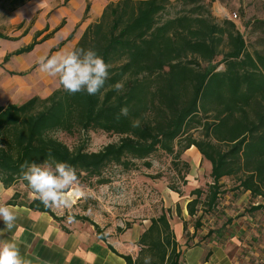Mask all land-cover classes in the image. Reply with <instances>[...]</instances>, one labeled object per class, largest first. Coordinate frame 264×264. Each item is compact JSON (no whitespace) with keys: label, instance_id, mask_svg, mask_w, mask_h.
Returning a JSON list of instances; mask_svg holds the SVG:
<instances>
[{"label":"trees","instance_id":"16d2710c","mask_svg":"<svg viewBox=\"0 0 264 264\" xmlns=\"http://www.w3.org/2000/svg\"><path fill=\"white\" fill-rule=\"evenodd\" d=\"M0 1L17 6L29 0ZM176 2L179 9L169 15L171 0L109 1L100 17L85 27L73 49H94L110 65L109 78L96 95L69 94L58 83L45 97L0 104V182L5 188L22 185L25 194L31 193L20 178L21 167L42 163L49 152L56 161L72 165L79 182L95 178L104 184L108 179L102 173L111 165L130 170L143 160L149 168L148 158L157 150L178 159L194 146L210 163L212 181L206 191H191L195 197L186 203L189 216L215 205L223 177L234 178L237 189L261 198L252 210L264 208V20L250 22V32L260 34L253 44L261 48L249 50L232 19H217L202 0ZM50 36L5 54L0 66ZM0 38L9 37L0 33ZM118 81L125 83L122 93L112 88ZM125 106L128 115L117 119ZM134 120L139 127H132ZM88 131L119 137L90 151L84 142L71 148L54 135ZM170 188L179 193L177 187ZM22 195L15 191L6 204H17ZM27 206L49 212L57 221H86L105 239L100 226L85 215L57 216L34 198ZM169 212L150 218L137 241L136 258L123 256L126 264H143L145 256L151 257V264H180ZM176 213L181 216L178 204ZM256 264H264V259Z\"/></svg>","mask_w":264,"mask_h":264},{"label":"rangeland","instance_id":"374dc122","mask_svg":"<svg viewBox=\"0 0 264 264\" xmlns=\"http://www.w3.org/2000/svg\"><path fill=\"white\" fill-rule=\"evenodd\" d=\"M94 1L44 0L43 7L39 10L36 6L40 0H29L17 6H13L10 1H0V33L9 37L0 38V63L5 54L29 44L34 38L39 40L50 33V37L53 36L56 40L51 51L46 44H40L42 41L31 51L13 55L6 63L1 64V97L17 103L22 100L17 94L18 87L29 76L38 74L39 57L50 56L62 50L66 41L74 40L88 23L95 22L89 14L90 5ZM171 1L173 4L169 7V15H174L180 6L176 0ZM202 1L217 19L229 18L235 22L249 50L253 47L261 48L253 44L260 34L250 32V22L264 20V0ZM38 30L42 32L34 37ZM69 34L71 37L67 38ZM222 67L220 64L218 69ZM51 79L48 83L50 90L58 84L57 78ZM7 80L9 84L6 83ZM54 135L71 148L84 142L86 149L90 151L117 141L119 137L102 131L74 135L56 132ZM194 135L198 136V131H194ZM148 161L151 162L149 168L144 166L143 160L136 161L137 167L130 170H123L115 165L107 167L102 177L108 179V182L98 184L95 178L89 182H79L85 195L71 193V207L53 211L58 215H85L104 230L117 231L119 224L122 227L127 222L130 225L141 224L142 220L156 217L170 208L169 223L176 239L178 225L185 224L181 245L191 246L196 241H204L211 247L222 246L236 264H256L264 259V208L251 209L261 202V198L237 189L234 178L223 177L221 193L215 205L212 208L203 206L195 216H189L185 210L187 201L195 197L191 191L195 188L206 191L207 185L212 181L209 175L210 163L201 157L195 147L187 149L178 159L157 150L150 155ZM171 186L177 187L179 193L172 191ZM23 192V200H26L28 196L24 190ZM177 204L181 210L180 217L176 213ZM198 207L201 208V205Z\"/></svg>","mask_w":264,"mask_h":264},{"label":"crops","instance_id":"0c3cea01","mask_svg":"<svg viewBox=\"0 0 264 264\" xmlns=\"http://www.w3.org/2000/svg\"><path fill=\"white\" fill-rule=\"evenodd\" d=\"M107 3L108 0L92 2L89 14L93 21L100 17ZM81 34L82 31L74 40L66 41L60 51L72 50ZM55 42L52 36L40 44H46L51 51ZM51 80L50 76L41 71L29 76L18 87L17 94L22 98L20 102L34 95L45 97L50 94L53 89L48 88V83ZM6 83L9 84V80ZM8 103L17 102L0 96L1 105ZM19 186L5 188L0 182V202L7 203L15 191L24 194V187ZM27 196L28 198L23 200L22 195L17 204H7L17 216L12 229L3 227V223L0 222V240L16 242L27 264H126L123 256L136 258L140 249L137 241L150 224V219L142 220L141 224L132 223L127 228L119 224L118 227L122 228L120 231H107L100 226L105 235V239H101L97 236L94 227L86 221L71 219L69 222L68 217L57 221L49 212L30 209L27 203L33 197L31 193ZM51 210L53 211L52 208ZM182 230L183 227L179 224L175 233L180 245V264H236L222 246L211 247L204 241H196L191 246L181 245Z\"/></svg>","mask_w":264,"mask_h":264},{"label":"clouds","instance_id":"9594fccd","mask_svg":"<svg viewBox=\"0 0 264 264\" xmlns=\"http://www.w3.org/2000/svg\"><path fill=\"white\" fill-rule=\"evenodd\" d=\"M40 0L36 9L43 7ZM39 71L50 77L57 78L58 83L69 94L86 92L96 95L105 86L109 78L110 65L105 62L94 49H72L59 51L53 55H44L38 59ZM112 88L117 93L125 89L124 81L116 82ZM129 109L125 106L117 116H127ZM139 121L134 120L132 127H139ZM20 178L27 182L31 195L45 208H70L71 193L85 195L80 186L75 168L67 162H58L48 153V159L42 163L25 162L21 167ZM17 219L14 211L4 202H0V222L3 227L12 229ZM69 217V222H71ZM0 264H27L22 258L17 243L0 240ZM143 264H151V257L145 256Z\"/></svg>","mask_w":264,"mask_h":264},{"label":"bare ground","instance_id":"6f19581e","mask_svg":"<svg viewBox=\"0 0 264 264\" xmlns=\"http://www.w3.org/2000/svg\"><path fill=\"white\" fill-rule=\"evenodd\" d=\"M76 194V193H75ZM78 194V196L80 195L79 193H77Z\"/></svg>","mask_w":264,"mask_h":264},{"label":"built area","instance_id":"2783aa9c","mask_svg":"<svg viewBox=\"0 0 264 264\" xmlns=\"http://www.w3.org/2000/svg\"><path fill=\"white\" fill-rule=\"evenodd\" d=\"M233 16H235V13L233 14Z\"/></svg>","mask_w":264,"mask_h":264}]
</instances>
